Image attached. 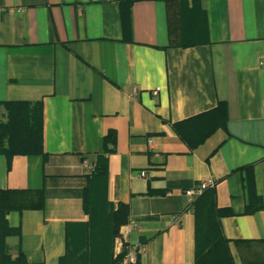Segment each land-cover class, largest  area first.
Here are the masks:
<instances>
[{"label": "crops", "instance_id": "obj_1", "mask_svg": "<svg viewBox=\"0 0 264 264\" xmlns=\"http://www.w3.org/2000/svg\"><path fill=\"white\" fill-rule=\"evenodd\" d=\"M5 101L43 109L45 154L0 153V189L45 192L6 215L13 259L59 262L101 161L133 264L195 262L187 190L207 179L236 263L235 240H264V0H0V123Z\"/></svg>", "mask_w": 264, "mask_h": 264}, {"label": "trees", "instance_id": "obj_2", "mask_svg": "<svg viewBox=\"0 0 264 264\" xmlns=\"http://www.w3.org/2000/svg\"><path fill=\"white\" fill-rule=\"evenodd\" d=\"M3 106L5 119L0 123V153L9 162L16 155H44L42 105L30 101H5ZM216 110L217 116L211 127L193 146L202 143L227 121V104L221 102ZM107 172L105 161L94 164L83 193L84 209L89 220L71 224L74 229H70L69 225L66 252L57 264H123L127 249L123 247L117 252L116 240L121 234V226L129 221L130 210L125 203H118L115 207L107 200ZM44 203L43 189H0V264H45L28 262L23 252L13 259L6 243V237L14 232L8 226L7 213L12 210L41 209ZM192 205L196 217L193 264H237L219 221L230 211L217 206L214 189L207 188ZM234 242L242 264H264L257 248L264 240L237 239Z\"/></svg>", "mask_w": 264, "mask_h": 264}, {"label": "built area", "instance_id": "obj_3", "mask_svg": "<svg viewBox=\"0 0 264 264\" xmlns=\"http://www.w3.org/2000/svg\"><path fill=\"white\" fill-rule=\"evenodd\" d=\"M151 142V140H150ZM90 170H93L94 164L88 165ZM143 176L146 175V173L143 171L141 172ZM214 186V182L212 179H207L202 181L198 186H194L187 190V195L189 196V201L191 203L194 202V200L197 198V196L201 195L207 188ZM126 237V234L122 233L116 240V250L117 252H120L122 248L124 247V239ZM136 262V253L135 251L127 252L125 258L123 259V264H133Z\"/></svg>", "mask_w": 264, "mask_h": 264}]
</instances>
